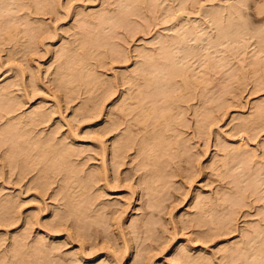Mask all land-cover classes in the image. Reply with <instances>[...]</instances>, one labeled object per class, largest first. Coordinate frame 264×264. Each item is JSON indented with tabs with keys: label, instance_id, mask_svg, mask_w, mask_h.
Instances as JSON below:
<instances>
[{
	"label": "clouds",
	"instance_id": "clouds-1",
	"mask_svg": "<svg viewBox=\"0 0 264 264\" xmlns=\"http://www.w3.org/2000/svg\"><path fill=\"white\" fill-rule=\"evenodd\" d=\"M0 264H264V0H0Z\"/></svg>",
	"mask_w": 264,
	"mask_h": 264
}]
</instances>
